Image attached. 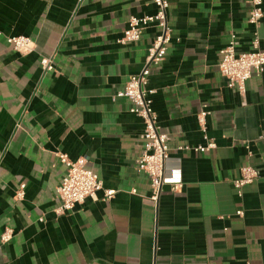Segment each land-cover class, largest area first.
<instances>
[{"label":"crops","instance_id":"0c3cea01","mask_svg":"<svg viewBox=\"0 0 264 264\" xmlns=\"http://www.w3.org/2000/svg\"><path fill=\"white\" fill-rule=\"evenodd\" d=\"M251 1L169 0L171 43L148 89L169 137L167 176L180 173L182 186L165 185L154 206L137 165L144 123L115 95L142 72L158 34L150 26L139 42L121 44L129 20L156 6L0 0V264H264V74L241 93L219 70L231 35L239 52L251 49ZM257 31L264 51V16ZM19 36L34 42L32 53L7 43ZM205 136L213 150H179L205 147ZM58 155L85 159L113 199L58 216L66 173ZM245 166L259 179L239 198L234 181ZM7 230L12 239L2 243Z\"/></svg>","mask_w":264,"mask_h":264},{"label":"built area","instance_id":"2783aa9c","mask_svg":"<svg viewBox=\"0 0 264 264\" xmlns=\"http://www.w3.org/2000/svg\"><path fill=\"white\" fill-rule=\"evenodd\" d=\"M156 6L157 12L153 16L131 17L129 25L124 32L121 44L139 42L144 31L154 26L158 34L154 43L148 50L146 65L142 72L130 77L123 88L115 95V99H127L131 103L130 112L140 118L144 123V151L137 161L138 170L146 174L150 179L152 196L150 202L157 206L162 189L165 185H170L173 191H177L182 186V176L175 172L171 177L167 176V162L169 161L168 141L169 137L160 132L158 126V116L153 109L152 97L155 90L148 89L149 80L153 68L159 67L165 60L168 47L171 43L172 30L168 24L169 0H149ZM264 0H252L249 23L255 27L251 46L248 52L238 51V41L236 35H231L228 45L222 50L219 70L229 84V87H237L241 93L245 92V85L253 75L264 74V51L261 48V40L257 31L258 25L264 16ZM7 43L18 53L27 55L34 51V42L25 36L9 37ZM46 72L54 70L53 58H45L41 62ZM206 113L199 115V121L204 128ZM207 145L192 148L190 146L180 147L179 150L194 151L204 153L215 148V144L205 136ZM60 162L66 167L65 176L57 189V199L60 203L56 210L58 216L72 212L76 207L82 206L86 200L108 202L116 194L113 190H104L100 177L88 168L85 159L71 161L66 155H58ZM259 179V171L251 166L241 169V177L234 181L237 195L243 197L244 187L253 184ZM26 186L21 185L17 192V199L24 197ZM103 191V198H98V193ZM240 217L243 211L237 213ZM12 231L7 230L1 237L2 243H8L12 239Z\"/></svg>","mask_w":264,"mask_h":264}]
</instances>
